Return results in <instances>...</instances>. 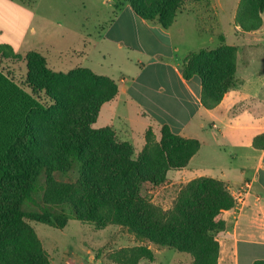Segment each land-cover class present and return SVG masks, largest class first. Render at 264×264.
<instances>
[{
    "label": "trees",
    "instance_id": "trees-1",
    "mask_svg": "<svg viewBox=\"0 0 264 264\" xmlns=\"http://www.w3.org/2000/svg\"><path fill=\"white\" fill-rule=\"evenodd\" d=\"M186 1L125 0L116 6L129 4L139 17L169 29ZM263 10L264 0H254L248 22L247 11L240 12L244 30L258 28ZM222 40L218 48L190 51L182 61L185 79L200 77L201 101L208 109L242 81L236 48ZM25 59L20 84L31 88V95L0 73V264H48L29 221L62 228L71 219L99 228L122 225L142 239L190 254L194 264H217V235L226 228L219 215L236 205L223 180L199 176L188 181L167 210L142 193L144 183L161 184L169 180V170L186 167L200 141L165 124L158 147L150 148L154 132L148 128L147 145L134 157L110 126H92L102 105L119 91L115 79L87 67L52 70L36 50ZM41 92L46 104L35 99H42ZM254 144L264 147V134ZM141 250L152 257L149 249Z\"/></svg>",
    "mask_w": 264,
    "mask_h": 264
},
{
    "label": "rangeland",
    "instance_id": "rangeland-1",
    "mask_svg": "<svg viewBox=\"0 0 264 264\" xmlns=\"http://www.w3.org/2000/svg\"><path fill=\"white\" fill-rule=\"evenodd\" d=\"M28 1L39 4L35 19L38 21V29L41 30L39 35L43 36V48L39 52L52 70L66 73L72 69L87 67L96 74L115 80L135 76L137 63L127 61V49L116 50L104 40L96 43L106 23L114 17L116 4L125 0ZM253 2L254 0H189L176 13L169 29L147 20V25L139 23L141 21H132L133 15L125 11L119 29H114L111 33L124 37L133 45L141 46L146 52L139 54L129 51L132 58L138 56L149 64L136 90L143 103L139 100V103L120 101L105 105L92 126L96 129L110 126L115 140L118 143L127 142L133 150V156L137 157L147 145L145 135L149 123L148 118L138 113L140 108L151 109L157 118L167 121L183 119L186 111L181 112V115L177 112L182 111L186 96L173 66L181 62L189 51L203 47L218 48L223 42L222 37L226 38V43L236 48L240 65L238 78L256 75L264 84V10L260 15L261 23L255 30H244L239 20L240 12L247 11L244 21H249L247 14ZM29 18V15H21L17 23L19 33L13 34V38L22 36L20 30ZM155 25L160 27H152ZM26 51L23 48L18 52L9 47L0 48V73L9 79H15L19 86L26 77ZM157 70H160L158 75ZM143 85H150L153 89L148 87L150 91L146 92ZM21 87L32 94L31 88L24 84ZM262 91L263 99L252 105L264 112V88ZM43 95L41 92L42 99L38 96L35 99L38 103L46 104L47 100ZM117 113L126 119L117 117ZM150 125L154 135L148 147H158L162 125L157 121L150 122ZM200 159L204 165L211 164L210 158ZM185 184L187 182L171 180L158 185L147 182L143 185L142 193L167 210L174 205ZM227 187L231 192L236 189ZM29 224L41 242L48 264H194L190 254L142 239L122 225L111 224L99 228L77 219L69 220L62 228L38 221H29ZM141 248L149 249L152 257L142 255L145 252L139 251ZM217 264L227 263H219L218 258Z\"/></svg>",
    "mask_w": 264,
    "mask_h": 264
},
{
    "label": "crops",
    "instance_id": "crops-1",
    "mask_svg": "<svg viewBox=\"0 0 264 264\" xmlns=\"http://www.w3.org/2000/svg\"><path fill=\"white\" fill-rule=\"evenodd\" d=\"M37 3H30L28 0H0V46H10L15 52L23 48L27 50V54L43 48V36L39 35L41 30L38 29V21L35 20L39 5ZM125 11L133 15L132 21H141L139 23L147 25V21L139 17L129 4L120 10L116 8L114 17L106 23L96 43L104 40L116 50L127 49V61L137 63V70L133 77H121L116 80L119 85L117 95L105 102L101 109L105 105L120 101L134 103L140 100L143 103L141 95L136 90L149 64L138 56L132 58L129 51H136L139 54L146 52L141 46L133 45L124 37L111 33L114 29H119ZM22 14L29 15L30 18L20 30L22 36L13 38V34L19 33L17 23ZM182 61L177 62L173 68L186 96L182 111L177 112L181 115V112L186 111L183 113V119L174 118V121H167L161 117L157 118L151 109L145 110L142 107L138 113L148 118L146 129L151 126L150 122L157 121L162 126L167 124L173 132L188 138H196L201 143L186 167L168 171L169 180L188 182L199 176H209L223 180L230 188L250 184L244 203L224 210L219 215V218L226 222V228L219 233L218 238L221 253L219 263L225 261L227 264H253L256 260H264V147L262 144L258 147L254 144L255 137L264 134V112L252 105L255 101L259 103L263 99L264 84L256 75L245 76L241 78L242 81L237 87L224 95L216 107L208 109L201 101L200 77L195 75L185 79L181 70ZM159 71L157 70V75L160 74ZM239 73L240 65L237 68V76ZM125 82L127 83L123 85ZM148 87L153 89L150 85ZM148 87L143 85L146 92L150 91ZM119 116L117 113V117ZM200 157L210 158L211 164L204 165Z\"/></svg>",
    "mask_w": 264,
    "mask_h": 264
},
{
    "label": "built area",
    "instance_id": "built-area-1",
    "mask_svg": "<svg viewBox=\"0 0 264 264\" xmlns=\"http://www.w3.org/2000/svg\"><path fill=\"white\" fill-rule=\"evenodd\" d=\"M250 184L245 183L241 186L237 187L233 192L232 195L234 196L236 200V205H242L249 193Z\"/></svg>",
    "mask_w": 264,
    "mask_h": 264
}]
</instances>
